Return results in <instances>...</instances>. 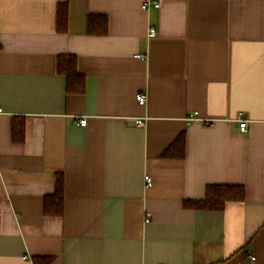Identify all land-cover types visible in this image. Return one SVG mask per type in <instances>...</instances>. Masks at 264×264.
I'll return each mask as SVG.
<instances>
[{
  "label": "crops",
  "instance_id": "0c3cea01",
  "mask_svg": "<svg viewBox=\"0 0 264 264\" xmlns=\"http://www.w3.org/2000/svg\"><path fill=\"white\" fill-rule=\"evenodd\" d=\"M0 108V264H264V0H0ZM182 135L184 157H164ZM60 175L64 214L47 216ZM217 185L245 200L184 207Z\"/></svg>",
  "mask_w": 264,
  "mask_h": 264
},
{
  "label": "trees",
  "instance_id": "16d2710c",
  "mask_svg": "<svg viewBox=\"0 0 264 264\" xmlns=\"http://www.w3.org/2000/svg\"><path fill=\"white\" fill-rule=\"evenodd\" d=\"M68 2H60L57 6L56 28L59 33H66L68 29ZM108 18L104 15H90L87 20L89 35L103 36L108 33ZM58 74L66 79L67 92L70 94H84L85 77L78 72L77 58L74 55L59 56L56 62ZM13 138L22 143L25 137V124L20 118L14 119ZM185 154V136L182 135L163 156L166 158H183ZM64 178H57L56 193L44 200V213L47 216L60 217L64 214ZM245 189L242 186H208L205 197L201 200H186L184 207L191 210L222 211L229 203L243 202ZM52 258H35L34 264H51Z\"/></svg>",
  "mask_w": 264,
  "mask_h": 264
},
{
  "label": "built area",
  "instance_id": "2783aa9c",
  "mask_svg": "<svg viewBox=\"0 0 264 264\" xmlns=\"http://www.w3.org/2000/svg\"><path fill=\"white\" fill-rule=\"evenodd\" d=\"M151 3H148L147 5L149 6ZM155 7H160V3L159 2H153L152 3ZM149 36L151 38L155 37L156 36V31H155V28H150L149 29ZM139 57V55H138ZM137 102L139 105L141 106H145L146 103H147V97L145 94H139L138 93V96H137ZM4 111L2 110V108H0V114H2ZM198 117V114L197 113H194L192 114L190 117H189V121H193L195 119H197ZM79 126H82V127H85L86 124H87V119L86 118H83L79 121H77ZM136 124H137V127L138 126H144L145 125V119H137L136 120ZM239 128H240V131L241 132H246L247 131V128H248V122L246 120L243 119V114L240 113L239 114ZM145 179V183H146V186H151L152 185V178L148 175H146L144 177ZM151 216L150 215H147L146 218H145V222H149L151 219ZM25 259H29L28 257H25Z\"/></svg>",
  "mask_w": 264,
  "mask_h": 264
}]
</instances>
